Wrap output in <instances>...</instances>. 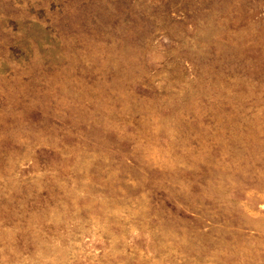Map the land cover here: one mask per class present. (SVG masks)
<instances>
[{"label": "rangeland", "instance_id": "rangeland-1", "mask_svg": "<svg viewBox=\"0 0 264 264\" xmlns=\"http://www.w3.org/2000/svg\"><path fill=\"white\" fill-rule=\"evenodd\" d=\"M0 264H264V0H0Z\"/></svg>", "mask_w": 264, "mask_h": 264}]
</instances>
